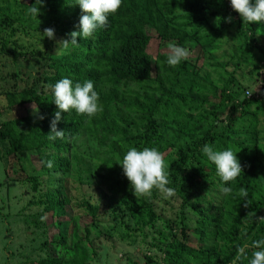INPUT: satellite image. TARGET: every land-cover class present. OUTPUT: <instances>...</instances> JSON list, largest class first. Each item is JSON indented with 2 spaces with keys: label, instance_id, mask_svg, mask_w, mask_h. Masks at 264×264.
Instances as JSON below:
<instances>
[{
  "label": "trees",
  "instance_id": "16d2710c",
  "mask_svg": "<svg viewBox=\"0 0 264 264\" xmlns=\"http://www.w3.org/2000/svg\"><path fill=\"white\" fill-rule=\"evenodd\" d=\"M73 2L44 0L34 17L26 9L35 0H0V52L25 66L18 57L27 54L12 37L31 30L41 36L48 27L58 49L57 40L78 30L82 12ZM77 41L67 52H30L36 73L27 77L16 69L3 77L8 88L0 86L11 102L19 97L12 109L26 103L38 109L0 126L7 155L38 151L43 161V177L22 179L30 194L37 191L29 202L37 209L26 213L27 205L18 216L39 242L25 260L92 264L104 245H122L140 255L125 254L131 264H248L251 242L264 236V24L243 23L229 0H122L104 29ZM168 42L184 46L187 60L167 65ZM63 77L91 79L102 111L92 118L61 111L63 138L50 140L57 110L50 86ZM256 82L261 87L251 93ZM206 142L238 151L242 174L229 194L199 151ZM133 146L162 153L171 196L159 190L134 195L116 163ZM46 214L58 229L52 238ZM34 250L42 252L38 258Z\"/></svg>",
  "mask_w": 264,
  "mask_h": 264
},
{
  "label": "clouds",
  "instance_id": "9594fccd",
  "mask_svg": "<svg viewBox=\"0 0 264 264\" xmlns=\"http://www.w3.org/2000/svg\"><path fill=\"white\" fill-rule=\"evenodd\" d=\"M43 3L44 0H35V3L26 9V14L38 17L41 11L39 6ZM73 3L78 4L82 12L78 21V30L71 31L70 40L56 41L59 44L56 53L67 52L70 44L76 46L78 44L77 37L87 40L92 38L98 30L104 29L109 24V17H114L120 9L122 0H74ZM229 3L232 9L239 13L243 23L264 24V0H229ZM43 37L55 40V29L45 28L41 33V40ZM166 47L168 49L165 57L167 65L175 67L187 60L188 51L184 46L168 42ZM50 87L52 101L57 108L51 121L50 133L52 135L48 136L50 140L63 138V131L57 129L61 111L69 113L70 110H74L76 115L88 118H92L102 111L99 94L91 79L74 81L69 77H63ZM32 111L33 114H36L38 109L33 107ZM40 118L43 119L42 116ZM199 151L208 163L214 165L216 176L225 185L220 191L229 194L232 191L231 182L242 174V165L237 157L238 151L231 147H218L207 142L201 146ZM116 163L122 166L123 174L129 181L136 197H150L153 190L162 191L165 196L172 195L171 189L165 187L169 166L156 147H128ZM49 166H51V162H49ZM239 195L246 197L247 194L241 189ZM251 246L253 251L247 258L248 264H264V236L253 240Z\"/></svg>",
  "mask_w": 264,
  "mask_h": 264
},
{
  "label": "rangeland",
  "instance_id": "374dc122",
  "mask_svg": "<svg viewBox=\"0 0 264 264\" xmlns=\"http://www.w3.org/2000/svg\"><path fill=\"white\" fill-rule=\"evenodd\" d=\"M28 1V0H25ZM154 35L155 33L151 31ZM4 38H7L5 36ZM13 40H17L19 45L23 47L20 48L23 53L27 55H20L18 58L23 60V64L25 66L20 65L16 67L13 65L12 57L3 54L0 52V86L1 88L6 87L3 83V80L6 75H8L11 71L16 69H20L23 73L29 77L30 75H34L36 71L34 68L30 67L32 61V56L30 52H39V50L48 51V53H54L57 51L56 47L54 50V46L51 44V40L47 37H43L41 40L40 34H34V31L31 30V34H17L12 37ZM0 35V48L3 44ZM157 44H154L153 53H156ZM199 46L194 47V50L191 51V55L196 56L199 52ZM58 48V46H57ZM59 53V52H58ZM204 61V60H203ZM201 64L202 61H199ZM206 68V67H205ZM229 70H234V68L229 67ZM206 69L203 70V73ZM248 71V69H247ZM245 72L243 70L236 71L237 77L243 81V83L249 82L246 79ZM14 81V80H13ZM24 81L22 82V84ZM261 87V82H256L252 85V89L250 90L251 93L253 90L257 91ZM17 96V95H15ZM12 97V96H11ZM17 100L19 101V97L14 100V102L10 101L9 96L0 95V110H2L1 118H0V126L1 122L8 119H15L14 117L23 116L26 113L25 109L33 108L35 105L33 103H26L25 107L16 106L14 109L11 106L17 104ZM11 103V104H10ZM9 144L7 139L0 137V264H30L29 261H26L24 256L28 254L32 250V248H37L38 236L36 233L32 232L31 230L27 229L22 221L19 219V212L24 210L25 206H29V202L31 200H37L36 194L37 191H32L29 189L28 182L23 185L22 179H25L27 176H41L43 177V169L42 164L43 161L41 160V154L38 151H25L17 154L7 155L6 152L9 149ZM49 179V175L46 177ZM89 187L84 185L83 192H88ZM95 193V192H93ZM96 194V193H95ZM97 197V195H96ZM68 206H66V209ZM105 206L102 203V211L104 210ZM37 209V206H29L28 210H24V212L28 213ZM71 208L69 207V212ZM67 218L66 216L63 219ZM45 220L48 224V236L52 238L57 232L58 229L51 225L50 215L46 214ZM60 228V227H59ZM72 228V225H71ZM195 242V241H194ZM100 248L99 255L96 257L95 261L92 264H131L125 254H130L138 260L140 258L139 253L132 249L131 247L127 246H120L118 248H110L107 247L110 253H114L115 256L109 257L108 250ZM121 248L123 251H120ZM42 252L38 250H34L31 252V256L34 258H38L39 254ZM24 254V255H23ZM156 256L161 257L159 253H155ZM133 261V259H130ZM143 260H141L142 262ZM140 262V263H141ZM159 264H163L161 261Z\"/></svg>",
  "mask_w": 264,
  "mask_h": 264
}]
</instances>
